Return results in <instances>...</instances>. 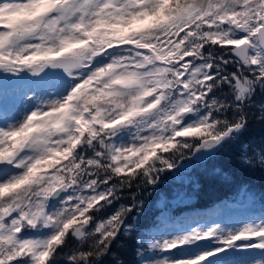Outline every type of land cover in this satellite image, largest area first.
<instances>
[{
    "label": "snow or ice",
    "instance_id": "obj_1",
    "mask_svg": "<svg viewBox=\"0 0 264 264\" xmlns=\"http://www.w3.org/2000/svg\"><path fill=\"white\" fill-rule=\"evenodd\" d=\"M257 125L264 0H0V264H264V192L175 214Z\"/></svg>",
    "mask_w": 264,
    "mask_h": 264
},
{
    "label": "trees",
    "instance_id": "obj_2",
    "mask_svg": "<svg viewBox=\"0 0 264 264\" xmlns=\"http://www.w3.org/2000/svg\"><path fill=\"white\" fill-rule=\"evenodd\" d=\"M262 134H264V129L257 125L249 135L250 137H255L259 140V137ZM214 166L221 168L222 173L212 179L207 178L199 171V169L194 170L191 173L198 178L201 187L196 193V199L191 201L186 207L177 209L175 212L176 215H179L181 213L180 210L185 208L206 209L218 201L228 199L231 202L234 200V197H237L232 195L237 194L236 184L240 182L249 184L257 193L264 192V175H261L258 169L255 172L240 173L234 169L227 156H222L213 162H209V170ZM223 173H227V177H225ZM233 177L235 178V183L232 182ZM161 191L168 194L171 191V188L170 186L168 187V185H162ZM187 191L190 195L192 194L193 189L191 185H188ZM255 208H259V203L256 204ZM156 210V204H151L150 213L155 212Z\"/></svg>",
    "mask_w": 264,
    "mask_h": 264
},
{
    "label": "rangeland",
    "instance_id": "obj_3",
    "mask_svg": "<svg viewBox=\"0 0 264 264\" xmlns=\"http://www.w3.org/2000/svg\"><path fill=\"white\" fill-rule=\"evenodd\" d=\"M168 187H169V185H168ZM167 195H169L168 197L171 198V191ZM158 199H159V195L158 194L156 196H153L151 198V204H156L157 205ZM218 202H220V201H218ZM218 202H215L210 207H208L206 209H203L202 211L201 210H197L199 208H190V209L185 208V209H181L180 211H181V213H183V212H189V211H201V212H203V211H207L208 209L214 207ZM231 203L238 205L239 204L238 196L237 197H234V200H232ZM242 211L243 210L241 208L234 207V208L228 210L227 212H225L221 217H219V219L220 220H226L227 218L231 217L232 220H231V223L229 224V226H233V225H235L238 222V219L242 218L241 217V212ZM258 211H259V209L257 210V213H258Z\"/></svg>",
    "mask_w": 264,
    "mask_h": 264
}]
</instances>
